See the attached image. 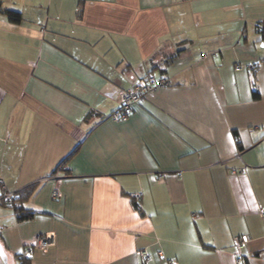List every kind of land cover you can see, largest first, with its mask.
Here are the masks:
<instances>
[{"label": "crops", "instance_id": "crops-1", "mask_svg": "<svg viewBox=\"0 0 264 264\" xmlns=\"http://www.w3.org/2000/svg\"><path fill=\"white\" fill-rule=\"evenodd\" d=\"M0 9V196L35 184L30 219L0 203V264L47 232L29 264H264V0ZM147 73L172 84L109 118Z\"/></svg>", "mask_w": 264, "mask_h": 264}, {"label": "built area", "instance_id": "built-area-1", "mask_svg": "<svg viewBox=\"0 0 264 264\" xmlns=\"http://www.w3.org/2000/svg\"><path fill=\"white\" fill-rule=\"evenodd\" d=\"M257 32L258 33H264V24H259L257 26ZM241 66L237 65L235 66L236 70H239ZM172 84V80L164 75H154L152 73H147L141 78H139L132 87L127 90L120 92L119 97V106L115 110L111 112L109 115V118H111L114 121H120L125 120L129 115L132 114L134 106L139 103L146 94L152 93L157 91L159 88L170 86ZM241 173L243 172V169L240 168L238 170H232L231 173ZM160 178V177H158ZM52 198L58 197V192L56 189L52 191L51 194ZM12 197L13 193L10 192H4L0 196V202H3L7 205H11L12 203ZM261 218L264 219V207L260 209L259 212ZM244 237H241L238 240V249H241L244 244ZM54 243V236L52 233L47 232L44 235H36L32 238V240L29 242L28 247H26L21 252L22 258H29L32 255V249H46L53 245ZM140 257L144 262H146L149 258L148 253L145 250L140 251L139 253ZM158 255H162L161 252H158ZM241 257L237 258V262H241ZM168 264H174L172 260L168 261Z\"/></svg>", "mask_w": 264, "mask_h": 264}, {"label": "trees", "instance_id": "trees-1", "mask_svg": "<svg viewBox=\"0 0 264 264\" xmlns=\"http://www.w3.org/2000/svg\"><path fill=\"white\" fill-rule=\"evenodd\" d=\"M0 13L5 16L7 21L11 23L19 24L22 21V15L18 11L11 10V9H0ZM253 94H254L253 95L254 98L258 97V94L256 92H253ZM77 147L78 145L73 149V151L68 156H66L60 162L59 166L64 162V160H67L74 153ZM34 189H35V184H31L13 193L12 202H11L12 204L8 206L13 208L18 221H24V220L30 219L31 217L35 215L34 211H31L25 207V203L28 197L33 193ZM0 203H3V202H0ZM132 204L135 209L139 210L138 205L134 201L132 202ZM21 261H22V264H29L28 258L21 257Z\"/></svg>", "mask_w": 264, "mask_h": 264}]
</instances>
